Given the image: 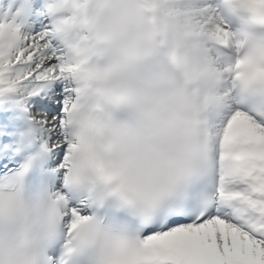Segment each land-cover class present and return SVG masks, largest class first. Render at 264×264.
<instances>
[{"label": "snow or ice", "instance_id": "snow-or-ice-1", "mask_svg": "<svg viewBox=\"0 0 264 264\" xmlns=\"http://www.w3.org/2000/svg\"><path fill=\"white\" fill-rule=\"evenodd\" d=\"M0 264H264V0H0Z\"/></svg>", "mask_w": 264, "mask_h": 264}]
</instances>
